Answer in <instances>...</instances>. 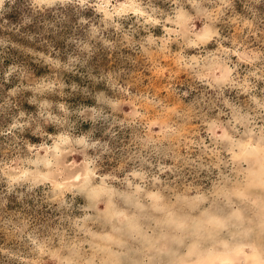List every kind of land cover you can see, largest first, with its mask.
Instances as JSON below:
<instances>
[{
	"label": "rangeland",
	"instance_id": "374dc122",
	"mask_svg": "<svg viewBox=\"0 0 264 264\" xmlns=\"http://www.w3.org/2000/svg\"><path fill=\"white\" fill-rule=\"evenodd\" d=\"M252 251L264 0H0V264Z\"/></svg>",
	"mask_w": 264,
	"mask_h": 264
},
{
	"label": "bare ground",
	"instance_id": "6f19581e",
	"mask_svg": "<svg viewBox=\"0 0 264 264\" xmlns=\"http://www.w3.org/2000/svg\"><path fill=\"white\" fill-rule=\"evenodd\" d=\"M250 148V147H249ZM244 149V147H243ZM257 151V150H256ZM253 152V151H252ZM260 152V150H259ZM258 152V153H259ZM261 164V163H260ZM46 168V167H45ZM260 170V169H259ZM262 170V169H261ZM87 174V172H86ZM89 174V173H88ZM248 244V243H247ZM147 249V248H146ZM239 249V247L237 248V250ZM236 250V253H239V251ZM152 252V251H151ZM234 252V251H233ZM153 253V252H152ZM229 253V252H228ZM247 254V253H246ZM111 257H113L111 255ZM117 258V257H116ZM215 258V257H214ZM115 260V259H114ZM214 261V260H213ZM219 264H233L235 262V260L233 259V257H231L229 254H225L224 256H219ZM209 262V261H208ZM263 260H261V258L256 254V251H252L251 252V261L248 262L247 264H264L262 263ZM172 263V262H171ZM217 263V262H216Z\"/></svg>",
	"mask_w": 264,
	"mask_h": 264
}]
</instances>
